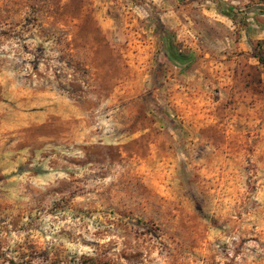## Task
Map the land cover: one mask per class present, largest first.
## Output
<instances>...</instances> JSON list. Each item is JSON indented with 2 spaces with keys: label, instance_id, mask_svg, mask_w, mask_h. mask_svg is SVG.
Listing matches in <instances>:
<instances>
[{
  "label": "rangeland",
  "instance_id": "rangeland-1",
  "mask_svg": "<svg viewBox=\"0 0 264 264\" xmlns=\"http://www.w3.org/2000/svg\"><path fill=\"white\" fill-rule=\"evenodd\" d=\"M0 264H264V0H0Z\"/></svg>",
  "mask_w": 264,
  "mask_h": 264
},
{
  "label": "trees",
  "instance_id": "trees-1",
  "mask_svg": "<svg viewBox=\"0 0 264 264\" xmlns=\"http://www.w3.org/2000/svg\"><path fill=\"white\" fill-rule=\"evenodd\" d=\"M224 14H225V16L230 18L231 20L235 19V16L229 12H225ZM183 58L184 57L182 55L177 54V53L176 54L173 53L172 55H170V59L177 65H182V63H183L182 61L184 60Z\"/></svg>",
  "mask_w": 264,
  "mask_h": 264
}]
</instances>
